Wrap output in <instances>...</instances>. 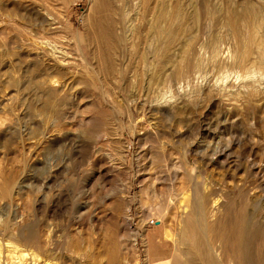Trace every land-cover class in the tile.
<instances>
[{
    "label": "rangeland",
    "instance_id": "1",
    "mask_svg": "<svg viewBox=\"0 0 264 264\" xmlns=\"http://www.w3.org/2000/svg\"><path fill=\"white\" fill-rule=\"evenodd\" d=\"M261 63L264 0H0V224L14 211L51 262L108 264L117 236L119 264H170L205 193L214 219L247 208L263 259Z\"/></svg>",
    "mask_w": 264,
    "mask_h": 264
},
{
    "label": "bare ground",
    "instance_id": "2",
    "mask_svg": "<svg viewBox=\"0 0 264 264\" xmlns=\"http://www.w3.org/2000/svg\"><path fill=\"white\" fill-rule=\"evenodd\" d=\"M230 11L231 17H233L230 20H233L235 23L233 29L237 32L242 33L243 31L241 30L244 29L238 24L241 19L245 22L244 24L248 33L256 26V12H252L249 7L245 8L244 6V8L239 11ZM91 22L92 23L89 27L87 25V30L93 35L94 41H97L100 45H105L110 42L111 38L115 40V21H113V19L109 18V24H106L101 17L96 16ZM170 33H172V30ZM236 34L239 38L240 35L238 33ZM252 37H254V34L253 36L251 35V38ZM242 41L244 42V40ZM241 45L243 44L241 43ZM247 47L249 48V46ZM244 51L246 52V50ZM257 64H259V62ZM262 65L264 66V63ZM9 193L10 192H8L7 195L10 196ZM218 201V197L209 201V196L207 194L200 193V196L193 204L194 207H192L189 212L184 209L185 214H187V225L183 229L182 234L178 237L177 244L183 246L186 245V247L179 249L180 256H174L170 264H229V261H232L233 264H264V258L261 259L256 254V243H258L259 238L262 236V232L257 226H251L250 217L246 210L247 208L240 206V210L236 217H229L228 214L231 207H227L226 215L214 219L213 217L216 216L215 211H217H214V208H217ZM15 217H17L16 213L12 211V213L8 214V220H5L0 224V264H68V262L63 260L62 257V260L59 262H51V260H53H49L51 254L43 252V244L41 241L31 240L28 242V240H30L29 236H22V234L19 233ZM209 218L212 219L209 220ZM188 223L193 226L191 231L187 230V226H189ZM117 230L118 229H116V231ZM114 235H116V233H114ZM166 235L170 236L168 231H166ZM113 237L111 245L107 249V252L109 253L108 264H119V259L122 254L120 247L121 242L117 241V236L115 238ZM214 237L219 238L221 242L220 247L224 251V255H220L217 249L216 256L218 255V257L214 255L211 246V240H213ZM72 245L73 244L70 242L69 246L72 247ZM132 247H135V245ZM72 252L73 250L71 249V253L68 257V259L71 260L69 264H89L85 261L76 259ZM183 255L186 256L185 260L181 259V256Z\"/></svg>",
    "mask_w": 264,
    "mask_h": 264
},
{
    "label": "built area",
    "instance_id": "3",
    "mask_svg": "<svg viewBox=\"0 0 264 264\" xmlns=\"http://www.w3.org/2000/svg\"><path fill=\"white\" fill-rule=\"evenodd\" d=\"M151 222L153 223L154 221L152 220Z\"/></svg>",
    "mask_w": 264,
    "mask_h": 264
}]
</instances>
